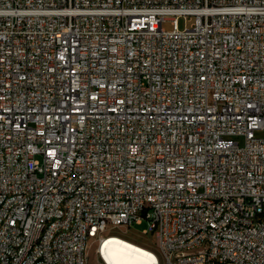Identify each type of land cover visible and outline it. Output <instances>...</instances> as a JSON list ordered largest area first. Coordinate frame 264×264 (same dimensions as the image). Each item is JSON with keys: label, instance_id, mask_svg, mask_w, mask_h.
Returning <instances> with one entry per match:
<instances>
[{"label": "built area", "instance_id": "built-area-1", "mask_svg": "<svg viewBox=\"0 0 264 264\" xmlns=\"http://www.w3.org/2000/svg\"><path fill=\"white\" fill-rule=\"evenodd\" d=\"M259 130L264 0H0V264H264Z\"/></svg>", "mask_w": 264, "mask_h": 264}, {"label": "bare ground", "instance_id": "bare-ground-1", "mask_svg": "<svg viewBox=\"0 0 264 264\" xmlns=\"http://www.w3.org/2000/svg\"><path fill=\"white\" fill-rule=\"evenodd\" d=\"M98 248L104 264H159L152 248L116 233L104 237Z\"/></svg>", "mask_w": 264, "mask_h": 264}, {"label": "rangeland", "instance_id": "rangeland-1", "mask_svg": "<svg viewBox=\"0 0 264 264\" xmlns=\"http://www.w3.org/2000/svg\"><path fill=\"white\" fill-rule=\"evenodd\" d=\"M194 21H195L194 17L180 16L178 18L177 25H178L179 29H184L185 27H190L194 23ZM163 28H165L166 30H172L174 28V23L172 22L170 17H168V19L163 22ZM263 134H264V131H262V130H259L257 132L258 136H261ZM239 140L243 144L244 139L239 138ZM149 227H150L149 220H147L146 218H143L140 222L139 221L137 222V220H134L133 224L129 228H126L125 226L117 227L113 231V233L122 235L124 237H127V238L133 240V241H136V242L141 243L143 245L149 246L152 249H156V244L155 243L153 244V242H152L154 240L155 236L151 233H149V234L144 233L145 231L149 230ZM87 264H104L100 260L98 254L95 251V245L89 249V253L87 256Z\"/></svg>", "mask_w": 264, "mask_h": 264}, {"label": "trees", "instance_id": "trees-1", "mask_svg": "<svg viewBox=\"0 0 264 264\" xmlns=\"http://www.w3.org/2000/svg\"><path fill=\"white\" fill-rule=\"evenodd\" d=\"M149 247V246H148Z\"/></svg>", "mask_w": 264, "mask_h": 264}]
</instances>
